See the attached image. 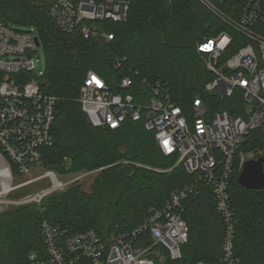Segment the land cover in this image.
I'll return each instance as SVG.
<instances>
[{
	"label": "trees",
	"instance_id": "obj_1",
	"mask_svg": "<svg viewBox=\"0 0 264 264\" xmlns=\"http://www.w3.org/2000/svg\"><path fill=\"white\" fill-rule=\"evenodd\" d=\"M211 1L233 17L242 5L234 0ZM51 3L0 0L4 22L36 30L45 56V71L38 83L43 93L58 99L54 143L43 148L41 166L62 177L99 171L89 191L76 182L40 204L15 205L0 213V264H29L31 253L47 258L43 221L67 235L94 229L107 238L133 231L152 208L163 206L176 189L193 180L182 164L177 165V156L161 152L144 122H125L116 130L91 123L79 103L88 71H96L116 92L127 69L138 71L142 78L165 80L173 102L185 112L191 111L196 98L203 100L211 115L227 111L239 116L245 109L240 90L231 98L206 91L215 75L198 52V44L228 33L233 41L220 58L224 65L248 40L197 0H136L126 22L102 24L113 34L108 43L84 39L79 32L62 33L50 16ZM255 29L264 35V24ZM122 60L126 61L119 67ZM251 153L264 160V126L244 139L236 161L241 154ZM239 176L237 167L229 188L236 218V255L240 264H264V190L244 189L238 184ZM46 186L22 188L14 197L19 199ZM183 217L190 231L181 259L173 261L164 248L157 247L163 259H156V264L218 263L223 257L224 223L212 192L206 189L194 198Z\"/></svg>",
	"mask_w": 264,
	"mask_h": 264
},
{
	"label": "built area",
	"instance_id": "obj_2",
	"mask_svg": "<svg viewBox=\"0 0 264 264\" xmlns=\"http://www.w3.org/2000/svg\"><path fill=\"white\" fill-rule=\"evenodd\" d=\"M51 1L50 16L62 33L79 32L84 39L108 43L113 34L106 32L102 24L126 22L136 0ZM197 1L248 40L224 65L220 58L233 41L228 33L198 44V52L215 75L206 91L231 98L240 90L244 112L239 116L227 111L211 115L201 98H196L191 111L185 112L173 102L165 80L142 78L138 71L127 69L116 92L100 74L88 71L79 103L91 123L116 130L125 122H144L146 130L154 133L161 152L177 156V165L182 164L193 180L176 189L163 206L152 208L130 232L107 238L94 229L67 235L43 221L41 231L48 257L31 253L29 264H156V259H163L157 247L164 248L171 260H180L190 231L184 213L206 189L212 192L224 223L223 257L215 264H240L229 188L237 167L241 173L245 163L256 158L252 153L241 154L237 162L239 147L252 131L264 126V35L255 29L257 24H264V0H234L242 3L235 9V17L211 0ZM36 38L34 28L19 29L0 18V169L8 173L7 185L0 176V197L36 183L47 185L19 199L0 202V213L15 205L40 204L47 196L99 171L71 175L69 181L63 182L56 172L41 166L43 148L54 143L52 128L58 99L43 93L38 83L44 72L35 64L41 49ZM125 61H118V66ZM16 178L24 181L15 183Z\"/></svg>",
	"mask_w": 264,
	"mask_h": 264
},
{
	"label": "water",
	"instance_id": "obj_3",
	"mask_svg": "<svg viewBox=\"0 0 264 264\" xmlns=\"http://www.w3.org/2000/svg\"><path fill=\"white\" fill-rule=\"evenodd\" d=\"M37 47L40 46L38 38L35 39ZM263 158L257 157L248 160L238 178V184L246 190L261 191L264 190V170Z\"/></svg>",
	"mask_w": 264,
	"mask_h": 264
},
{
	"label": "rangeland",
	"instance_id": "obj_4",
	"mask_svg": "<svg viewBox=\"0 0 264 264\" xmlns=\"http://www.w3.org/2000/svg\"><path fill=\"white\" fill-rule=\"evenodd\" d=\"M39 54H40V60L39 61H35V64H36V68L41 70L42 72L45 71V56L42 52V49L39 50ZM98 174V172L94 175V176H90V177H85L82 179L81 183H82V186H83V189L85 191H89L90 190V187L91 185L93 184V181H94V178L96 177V175ZM59 179L63 182H67L71 179L72 176H60L58 175ZM24 179L22 178H16L15 179V183H20V182H23ZM38 184H41V183H36V184H33V188H37L36 185ZM0 193H1V190H0ZM14 194H16V192H12L8 195H5L3 194L1 197H0V202L2 201H6L8 199H15L14 197Z\"/></svg>",
	"mask_w": 264,
	"mask_h": 264
},
{
	"label": "bare ground",
	"instance_id": "obj_5",
	"mask_svg": "<svg viewBox=\"0 0 264 264\" xmlns=\"http://www.w3.org/2000/svg\"><path fill=\"white\" fill-rule=\"evenodd\" d=\"M0 176H1V181L3 182L4 185H7V179H8V173L5 169H0ZM1 194V193H0Z\"/></svg>",
	"mask_w": 264,
	"mask_h": 264
},
{
	"label": "snow or ice",
	"instance_id": "obj_6",
	"mask_svg": "<svg viewBox=\"0 0 264 264\" xmlns=\"http://www.w3.org/2000/svg\"><path fill=\"white\" fill-rule=\"evenodd\" d=\"M95 79V78H94ZM97 83H99V81H97Z\"/></svg>",
	"mask_w": 264,
	"mask_h": 264
}]
</instances>
